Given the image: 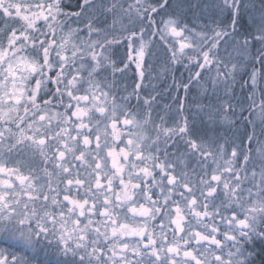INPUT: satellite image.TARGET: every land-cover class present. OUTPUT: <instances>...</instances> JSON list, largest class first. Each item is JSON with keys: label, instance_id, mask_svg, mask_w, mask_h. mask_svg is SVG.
Segmentation results:
<instances>
[{"label": "snow or ice", "instance_id": "6c2138e0", "mask_svg": "<svg viewBox=\"0 0 264 264\" xmlns=\"http://www.w3.org/2000/svg\"><path fill=\"white\" fill-rule=\"evenodd\" d=\"M204 8L0 0V264H264V0Z\"/></svg>", "mask_w": 264, "mask_h": 264}, {"label": "flooded vegetation", "instance_id": "af4514ba", "mask_svg": "<svg viewBox=\"0 0 264 264\" xmlns=\"http://www.w3.org/2000/svg\"><path fill=\"white\" fill-rule=\"evenodd\" d=\"M73 2H74V0H73ZM118 51H122V49H120ZM153 51H154L155 55L152 56L153 57V60L150 58V61L155 66H161L164 63V61L166 60V58H167L166 55H165V52H164L163 47L160 46V45H157L153 49ZM178 67H180V71L175 72L174 75L177 78H182V79H185L186 80L187 79V72H184V76L181 77L180 72L182 71V67L181 66H178ZM134 78L135 77L133 75V72L130 71L128 73V79H127V81H121V83L123 84V83L126 82L128 84H131ZM170 79H168V78H164L163 79L160 76L159 79H152L150 82L149 81H145V83L149 86V91H151L152 88H154L155 89V93H159V95L157 96L158 104L164 103L165 105H169L170 101L173 103L175 97H177V96L180 97V98H183L184 97L183 90H180L179 92H177L172 87V76H171ZM237 86L239 87V85H237ZM196 95H197V91L196 90H193V92L189 94V99L187 101V104L188 105L189 104L190 105H193L192 102H194V101L191 99V97H193V96L196 97V100L195 101L197 103H199V101L202 100L201 95L199 97H198V95L197 96ZM173 106H174L173 108H175V104L174 103H173Z\"/></svg>", "mask_w": 264, "mask_h": 264}, {"label": "rangeland", "instance_id": "374dc122", "mask_svg": "<svg viewBox=\"0 0 264 264\" xmlns=\"http://www.w3.org/2000/svg\"><path fill=\"white\" fill-rule=\"evenodd\" d=\"M183 3H184V6H185L184 15H185V17L187 16L186 20L189 17H190V20H191L190 22H188L190 26H193L194 22H196V18L197 17L204 18V17H206L208 15H211V10L209 9L206 12V10L204 8V6L206 4H210L211 3V0H183ZM256 3L258 5L259 0H256ZM200 22H205V21L203 19H201ZM150 58L153 60V57H150ZM182 71H184L183 68H182ZM171 76H172L171 74H169V75L161 74V77L163 79L164 78L170 79ZM197 95H198V97L201 95V98H202V100L199 101V103H202V104H205V105H209L210 104V105H213L214 107L219 103L220 100H228L229 99V97H226V96L223 95V90H221V92L219 93V99H218L217 96L211 95V89H209V93H208L207 96H205V94L203 92L197 93ZM240 99H242V94H241V92L239 90V87L237 86L236 87V94H235L234 97H232V101H233V103H235V101L240 100ZM192 103H193V106H194V104L197 103V102L194 101ZM159 105L161 106L160 110L163 111V106H165V104L164 103H160ZM169 105L174 107L173 103L171 101H170ZM245 115H247V113H245ZM196 123L198 125L200 124V117L199 116L197 117ZM219 130L223 131V129H219ZM0 246H4V245H0Z\"/></svg>", "mask_w": 264, "mask_h": 264}, {"label": "trees", "instance_id": "16d2710c", "mask_svg": "<svg viewBox=\"0 0 264 264\" xmlns=\"http://www.w3.org/2000/svg\"><path fill=\"white\" fill-rule=\"evenodd\" d=\"M207 12V11H206ZM202 18V17H201ZM187 22H190L191 20H190V18L188 19V20H186ZM209 100V99H208ZM236 102V101H235Z\"/></svg>", "mask_w": 264, "mask_h": 264}]
</instances>
